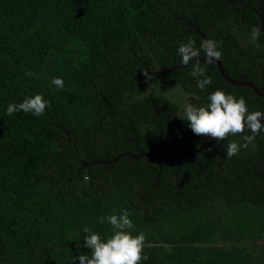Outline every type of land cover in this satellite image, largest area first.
Wrapping results in <instances>:
<instances>
[{
	"label": "trees",
	"instance_id": "obj_1",
	"mask_svg": "<svg viewBox=\"0 0 264 264\" xmlns=\"http://www.w3.org/2000/svg\"><path fill=\"white\" fill-rule=\"evenodd\" d=\"M261 15L264 0H0V264H79L83 228L106 240L99 218L124 209L147 237L140 264H264V131L231 159L249 130L164 166L134 157L200 148L172 87L197 106L220 89L264 112L216 63L200 90L178 54L214 39L230 78L264 92ZM37 94L50 101L39 117L7 114Z\"/></svg>",
	"mask_w": 264,
	"mask_h": 264
},
{
	"label": "clouds",
	"instance_id": "obj_2",
	"mask_svg": "<svg viewBox=\"0 0 264 264\" xmlns=\"http://www.w3.org/2000/svg\"><path fill=\"white\" fill-rule=\"evenodd\" d=\"M260 35L261 28L253 26L251 38L258 40ZM201 51L204 52V66H201L199 59ZM178 54L182 57V65L187 66L195 61L192 63L190 75L196 78V86L200 90L213 83L212 78L206 75V66L222 58V51L219 50L217 41L205 39L198 49L195 46V40L189 37L186 44L179 45ZM144 75L147 76L148 73L144 72ZM52 84L57 89L64 87V81L59 77H54ZM208 101L209 103L205 106L197 107L191 103L185 105L186 121L195 135L211 137L218 142L225 140L229 134H241L246 129L251 132V135L243 136V144L235 141L227 144L226 158L231 159L238 155L242 147L247 148L253 143L255 137L264 131V123L261 122L264 119V112L249 113L243 96L237 99L233 94L217 89L208 96ZM49 106L50 101H46L41 94H37L25 99L22 103L9 104L7 114L12 115L23 111L39 117ZM105 221L112 226V235L105 240L100 234L85 226L83 228L86 234L83 239L84 246L91 251V255L80 254L73 258V262L78 259L79 264H140L141 260L148 259L146 255H143L146 234L140 232L133 236L130 230L134 229V223L127 209L122 210L119 215L99 218L101 224Z\"/></svg>",
	"mask_w": 264,
	"mask_h": 264
},
{
	"label": "water",
	"instance_id": "obj_3",
	"mask_svg": "<svg viewBox=\"0 0 264 264\" xmlns=\"http://www.w3.org/2000/svg\"><path fill=\"white\" fill-rule=\"evenodd\" d=\"M261 18H262V29L264 30V16L261 15ZM205 39H206V38H205ZM216 64H217L218 70H219V72L221 73V75H222V76H223V77H224V78H225L230 84L235 85V86H241V87H250V88H252V89L255 91V93H256L258 96H260L261 98L264 99V92H262V91H261L256 85H254L253 83H251V82H249V81L239 82V81H235V80H233V79L230 78V76L224 71L223 66H222V63H221L220 60L217 61ZM261 122L264 123V119H262ZM210 139H213V138H211V137H204L203 140H202V142H201V146H200V148H199L198 150L194 151V152L176 151V152L171 153L170 156H169L167 159L163 160V161H158V160H156L153 156H151V155L148 154V153H143V154H141L140 156H134V155H132V154H131V155L134 156L136 159H139L140 157H147V158H149L152 162L156 163L157 165H159V166H164V165H167V164H168V163H169V162H170L175 156H178V155H186V156L195 157L196 155L200 154V153L204 150V148H205L207 142H208Z\"/></svg>",
	"mask_w": 264,
	"mask_h": 264
},
{
	"label": "rangeland",
	"instance_id": "obj_4",
	"mask_svg": "<svg viewBox=\"0 0 264 264\" xmlns=\"http://www.w3.org/2000/svg\"><path fill=\"white\" fill-rule=\"evenodd\" d=\"M165 96L170 98L173 102H176L179 104L180 111L183 117H185L184 108L187 103H191V99L187 97L180 88H173V87L169 91L166 92ZM191 104H193L194 106H197V101L195 100Z\"/></svg>",
	"mask_w": 264,
	"mask_h": 264
}]
</instances>
